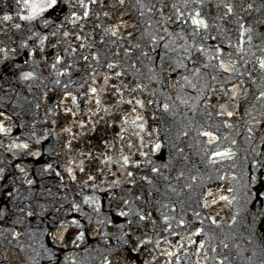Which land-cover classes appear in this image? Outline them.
I'll use <instances>...</instances> for the list:
<instances>
[{"label": "water", "instance_id": "95a60500", "mask_svg": "<svg viewBox=\"0 0 264 264\" xmlns=\"http://www.w3.org/2000/svg\"><path fill=\"white\" fill-rule=\"evenodd\" d=\"M134 2L126 0L127 13L123 9L113 11L110 7L100 11L91 6L92 18H82L77 22L78 26L64 19V15L71 19L72 9L65 8L59 13L72 37L81 36L80 40H74L77 45H85L80 50L84 56H89L88 62L100 80L103 82L106 75L111 77L106 86L110 93L111 85L127 84L128 89L122 88L123 100L134 96L144 101L141 108L121 103V94H112L136 125L144 124L141 132L152 148L156 143L161 144L160 150L154 151L163 165H168L166 170L196 227L203 229L200 236L205 241L212 264L224 257H227L224 264H260L264 259V199L257 200L254 193L264 192V98L257 99L264 91V70L259 68L257 60L258 57L264 58V51L257 45L264 47V44L253 39L249 45L247 37L244 44L239 43L237 16L245 27L251 25L254 32L264 33V24L257 23L264 20V8L255 10L264 0H224L234 5L253 4V9L248 12L235 7V15L224 19L219 17L226 10L215 7L220 0H205L203 12L210 27L198 36H193L191 27L182 21L164 22L173 14L170 6L163 9L162 19L159 12H145L141 16L136 8L131 7ZM142 2L149 3V0ZM181 2L168 0L169 5ZM108 3H115V0H108ZM75 10L80 13L79 8ZM105 11L109 12L108 17L104 16ZM97 12L99 19L95 16ZM121 19L124 24L117 37L104 34L105 27L111 28ZM97 24L98 28L95 27ZM152 37L156 38L155 42ZM136 44L140 47H134ZM199 45L207 50L205 54L195 51L193 46ZM217 47L221 49L220 58L226 65L234 62L238 71L225 72L219 67L218 60L208 59L209 55L215 54ZM185 48H189V53H185ZM90 54H96L99 63L92 60ZM189 54L191 58L186 59ZM108 62L117 66L110 70L106 67ZM204 64L209 67L205 68ZM196 68L200 71L194 76L192 73ZM115 72L122 75L116 77ZM137 84L141 87L130 92L129 89ZM165 103L169 105L167 112L163 109ZM132 107L136 108L135 113L131 111ZM227 112L233 115L228 116ZM137 115L142 116L143 121L136 120ZM199 131H212L219 139L215 144L206 145L207 138L200 136ZM185 132L188 135H183ZM226 149L233 153L231 159L211 157L216 163L209 162L213 151ZM181 172L183 176H180ZM191 176H196L195 182ZM187 184L192 187L186 188ZM229 188L233 191L228 192ZM222 195L229 200L236 199L229 204L219 199ZM209 217L217 224H212ZM224 244H228V248H224ZM211 248H216V252Z\"/></svg>", "mask_w": 264, "mask_h": 264}, {"label": "snow or ice", "instance_id": "6c2138e0", "mask_svg": "<svg viewBox=\"0 0 264 264\" xmlns=\"http://www.w3.org/2000/svg\"><path fill=\"white\" fill-rule=\"evenodd\" d=\"M15 2V7H16V16L18 17L19 20L27 22L29 25L28 31L31 33V35L28 37V40H33V37H35V40L33 41L34 44H36V48L32 49L29 51L27 54L31 58L35 55L36 51L38 50L39 52L43 53L44 52V45L45 41L48 40L47 35H41L39 31H34L33 29L35 28L36 23L42 24L44 28L51 27L53 25L56 26L57 31L60 30L61 25L57 24L58 16L54 15L55 13L58 12H63L65 8L72 9L70 16L71 19L69 18L68 15H64V19L68 21L69 23L73 24L74 26H78L77 22L80 21L82 18L85 20H89L92 18V13H91V6H96L99 8L100 11H103L105 7H110L113 11H120L121 9L124 10L125 13L128 12V7H126V0H115V3L109 4L108 0H14ZM159 4V7L157 6ZM205 5V0H182L181 3H171L169 5L168 0H156V2H151L149 0V3H144L142 0H135V2L131 5L132 8H136L141 16L145 15V12H159L162 19L164 17V12L163 9L171 7L173 9V14L168 16L164 22H176V21H182L185 24H188L191 27V32L193 36H198L201 34V31L207 32L210 25L208 19L205 18L206 14L203 12V8ZM215 7L217 9L223 8L226 11H224L223 15H221L219 18L224 19L226 16L230 15H235L234 13V8L235 7H240L241 11L248 12L249 10L253 9V4L248 3L246 6L243 4L240 5H234L231 2H224V0H220V3L216 4ZM79 8L80 13L78 14L75 9ZM261 8H264V2H262L258 7H256V11H260ZM105 17L109 16V12L105 11L104 13ZM96 19H99V12L95 13ZM173 16L175 17V20H173ZM3 21L7 22L13 19L11 15L5 14L2 17ZM237 22L239 26V43L244 44L245 43V37H247V43L249 45L252 44L253 39H259L262 44H264V33L262 32H254V29L251 25L248 27H245V24L243 22H240V17L237 16ZM157 23H160L158 21ZM258 24H264V20H259L257 21ZM124 24V21L121 19L119 23L114 24L111 28L105 27L104 28V34L108 35L110 34L112 37H117L119 33V28L121 25ZM95 27H99V24L95 25ZM13 28L15 29H20L21 24L16 23L13 25ZM57 31H53L50 33V35L55 36L57 34ZM167 29H165V32ZM68 31L63 32L64 37L69 36ZM131 35V33H129ZM75 40H80L81 36L80 35H74ZM155 37H152L153 42H155ZM160 39H163V37H160ZM211 39H215V37H211ZM115 43V41H113ZM59 43V41L57 42ZM91 47L92 45H88ZM22 48H28V41H24L21 44ZM55 47V45H53ZM78 48H84L85 45L83 43L79 44L77 46ZM134 47L139 48L140 45L136 44ZM167 47V45H165ZM195 48V51L200 53V54H205L206 49L203 47V45L199 46H193ZM258 48H260L261 51H264V47H261L260 45H257ZM69 50H71L70 54H74L77 51V48L72 47L71 44L68 45L67 48L64 49L66 53H69ZM241 51L243 49H240ZM126 52L128 51L127 49L125 50ZM185 53H189V48L184 49ZM9 52L15 53L16 49H9L7 46L5 47H0V54H3L4 58H8ZM220 52L221 49L217 47L215 49V54L209 55L208 59H216L219 61V67L223 69L225 72L228 71H238L235 68L234 62L226 65L225 61L220 58ZM91 59L95 60L97 63H99V58L96 54H90ZM143 55H147V53H143ZM186 59H190L191 56L190 54L185 57ZM82 59L84 61L89 60V56H82ZM259 68L264 70V58H257ZM195 63V61H193ZM24 64H29V60H25ZM52 70L55 72L56 76H68L70 74L69 70L72 68V64L68 63L65 66L64 59L61 55L56 54L54 62L50 65ZM58 66H61L58 68ZM117 65L113 62H108L106 67L108 69H114ZM17 69H20V65H15ZM91 67V65H89ZM204 67L207 68L209 67L208 64H204ZM200 69L196 68L193 71V75H197L199 73ZM93 73H95V70H93ZM114 75L116 77H120L122 75L121 72H115ZM38 77L35 74V71H23L21 70L19 72V79L28 81V80H36ZM111 79L110 76H104L103 77V86H101L99 89L97 87H89L88 92L91 93V97H86L89 99H94V102L97 106V109L99 110V106L101 105V100L97 98L100 93H103L105 91V86L109 85V80ZM187 81V77L184 78ZM215 79V77H213ZM55 83L57 85L60 84V80L56 79ZM92 83L95 84V76H93ZM189 84H191V81H188ZM195 87V85H192ZM65 89L68 88V85H64ZM83 87V85H81ZM141 85L137 84L135 88L129 89L130 92H135L137 89H139ZM235 88V86H233ZM112 88V94H121V103H127L128 105H139L141 108L144 107V101L140 99H136L134 96L131 99H128L127 101L123 100L122 97V88L128 89L127 84H123L122 86H117L115 84L111 85ZM236 93L233 90V96H235ZM64 99H70L71 103L73 105L77 104V96L73 95L69 91H65L63 93ZM264 98V91L260 92L259 97L257 99ZM64 99H61L58 103L62 104L64 103ZM2 100V98H0ZM148 103H152V101H148ZM2 106V104H0ZM39 107V105H37ZM223 108L224 106L221 105ZM164 111H168L169 105L165 103L163 105ZM51 112L52 109H49ZM64 111L66 113L75 115L73 112V109L71 108H65ZM107 111V109H105ZM131 111L133 113L136 112V108L132 107ZM95 115V113H93ZM223 113H218V115H221ZM228 116H232V112H227L226 113ZM211 115V113H209ZM0 117H3L4 120L10 119L9 116L5 114L4 111H0ZM136 120L143 121V117L137 115ZM124 123H129L128 119H124ZM131 123L135 124V120L131 121ZM143 131L144 129V124L140 123L136 125ZM80 127H84L83 121L80 123ZM12 128L8 127L4 124L3 120H0V135H8L11 133ZM65 132H71V128H65ZM251 131V129H249ZM200 136L206 137L205 144L206 145H212L215 144L216 141L219 139L212 131H199L198 133ZM137 135H139L137 133ZM183 135H188L187 132L183 133ZM39 143V141H37ZM233 144L235 141L232 142ZM11 148H19V149H28L29 144L27 142H22V143H15L13 142L10 145ZM129 147H131V144H129ZM161 148L160 143H156L154 145V150L159 151ZM179 152H183V149H178ZM207 154V153H206ZM33 155H39L38 152L33 153ZM142 156H147L148 153L141 152ZM233 153L230 150H224V151H213L211 153V156L209 157V162L212 164L216 163V160L212 159L211 157H228L229 159L232 158ZM109 160L111 159L110 157L108 158ZM123 165H128L129 164V157L128 156H123ZM150 164L151 161H148ZM138 167V165H137ZM162 167L167 168L168 165L164 164ZM48 168H51V165H48ZM23 171V169H20ZM4 171L3 168H0V173ZM69 172V175L72 173V169L69 168L67 169ZM81 171H83V168H81ZM151 172L152 173H158L160 174L161 178L163 181H168V177L164 176L163 173H161L160 168L157 167H151ZM59 175V173H57ZM134 174L133 172L129 171L127 172L128 177H132ZM184 173L181 172L180 176H183ZM93 177L89 176V179L91 180ZM0 179H3L2 176H0ZM72 179H75L74 176H72ZM142 180L147 181L149 185H154L153 179H150L148 176H142ZM190 179L195 182L196 181V176H191ZM255 179V178H253ZM29 184L32 183V181H28ZM130 183H135V181H130ZM186 188H191L192 184H187L185 185ZM167 188L172 192L176 193V189L171 186V184L167 185ZM228 192H232L233 190L231 188L227 189ZM155 192L159 193L160 189L159 187H155ZM11 195V193H9ZM153 193L152 191H149L147 193V196H152ZM208 195L211 196L212 193L211 191L208 192ZM246 195H248L246 193ZM256 196L257 200L264 199V192H256L254 193ZM136 200H140L141 196L136 195L135 196ZM220 200H225L229 204L232 203L233 200L236 199V197H233L232 200H229L227 196H220ZM146 204H152L153 201L149 199H145L144 201ZM246 203L248 202L247 200L245 201ZM84 203L88 204L89 206L94 203V201H91V198L85 197L84 198ZM122 203L124 205H128L130 203L129 200L124 199L122 200ZM212 203L215 204L216 200L213 199ZM155 204H159L160 207L167 209L168 205L167 204H160V201H155ZM204 206L207 207L208 203L205 201ZM71 208L77 212L81 211L80 205L73 203L71 205ZM159 211V209H156ZM175 209L173 208V211ZM22 211V209H21ZM93 211L99 212V208H93ZM28 215H31V213H28ZM86 215V214H85ZM119 217H124L126 218L125 222L117 224L114 220L108 219L105 217L104 220L99 221L98 223L101 224H110L114 226L117 230L118 234H113V233H104L106 240L108 238H112L116 241V247L114 249H111L108 251V254L103 257L104 264H161V258H167V264H181V255L180 252L181 250H184L186 253V245L185 243H181V241H186L187 244H197V241L191 239V235L182 237L178 232L175 230H172V225L169 223L170 217L167 215H163L161 213L163 222L165 227L163 228V232H168L171 236L173 237H179L174 243L169 241L166 237L160 236V238H157L153 240V237L149 235V229L155 234L156 233V226H157V221L153 217V213L150 211H145L143 209L137 210L134 213L129 209V211H120L117 214ZM195 215L199 216V213H196ZM264 215V213H262ZM130 216H135V219H130L128 217ZM0 218H2V213H0ZM89 223H91V218L89 217ZM211 220L212 224H217V221L215 219H212L209 217ZM256 217H253V220L255 221ZM233 220H235V217H233ZM203 223V221H201ZM185 224V221L181 219L179 221V226L183 227ZM60 227L67 231L70 228H75L76 231V240H81L84 237V233L82 231H79L83 227V225L80 223L79 219L73 218L70 222L65 223L64 221L60 222ZM203 232V229L201 228H196L195 232L192 233L193 235H201ZM13 238H15L18 233H12ZM161 240H163L164 244L170 245L172 250H168V248L161 249ZM75 243V241H73ZM151 245V247H150ZM224 248H228V244L223 245ZM205 248V241L201 240L198 242V247L196 248V254L199 255L201 253V250ZM48 251V258L49 260H53L56 258L55 253H52L50 250ZM212 252H216V248H211ZM253 255H256L253 253ZM113 257V259H109V257ZM204 259H208L207 252L204 253ZM227 257H224L223 259H220L217 261V264H224V260H226ZM260 264H264V259H261Z\"/></svg>", "mask_w": 264, "mask_h": 264}]
</instances>
